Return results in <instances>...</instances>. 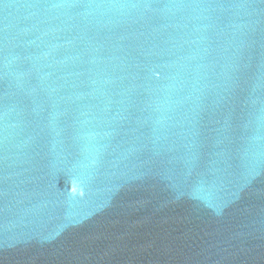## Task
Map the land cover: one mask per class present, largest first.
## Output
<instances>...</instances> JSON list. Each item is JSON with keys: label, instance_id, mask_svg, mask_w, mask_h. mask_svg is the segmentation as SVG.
Returning a JSON list of instances; mask_svg holds the SVG:
<instances>
[{"label": "water", "instance_id": "95a60500", "mask_svg": "<svg viewBox=\"0 0 264 264\" xmlns=\"http://www.w3.org/2000/svg\"><path fill=\"white\" fill-rule=\"evenodd\" d=\"M0 264H264V0H0Z\"/></svg>", "mask_w": 264, "mask_h": 264}]
</instances>
